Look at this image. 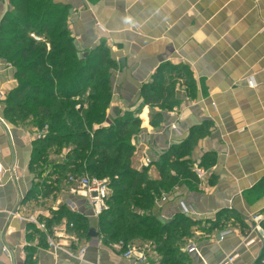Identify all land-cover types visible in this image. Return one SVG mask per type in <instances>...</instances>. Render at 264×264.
<instances>
[{"label":"crops","instance_id":"crops-1","mask_svg":"<svg viewBox=\"0 0 264 264\" xmlns=\"http://www.w3.org/2000/svg\"><path fill=\"white\" fill-rule=\"evenodd\" d=\"M52 2L65 9L80 56L104 46L117 64L108 123L140 110L143 87L153 83L163 65L167 72H172L170 65L182 72L181 76L169 74L164 84L168 89L175 79L172 93L177 113L163 115L176 129L164 126L155 132L148 115L143 125L148 126L151 140L142 143L141 152L153 161L167 148L193 141L191 159L210 158L206 188L188 194L182 202L170 200L156 214L170 221L182 213L183 203L191 211L206 214L207 219L215 220L222 210L239 218L220 229H210L206 241L197 245L201 257L186 253L182 264H226L232 256L237 258L230 264H264V244L256 240L250 244L257 234L248 220L264 217V0ZM5 9V0H0V24ZM3 60L0 58V92L6 98L18 80L16 68ZM189 75L191 86L186 79ZM154 108L159 111L160 107ZM143 111L149 113L150 107ZM36 133L33 125L11 122L4 101L0 103V165L4 167L0 264H80L77 256L85 245L81 264H153L150 256L145 262L125 258L101 237H91L89 229L97 231L99 219L87 216L90 205L80 193H72L68 187L53 194L42 192L38 172L31 166ZM11 211L17 215L10 216ZM39 224H47V231ZM261 225L264 230V221ZM225 231L233 233L221 240ZM51 242L62 250L55 253Z\"/></svg>","mask_w":264,"mask_h":264},{"label":"trees","instance_id":"trees-1","mask_svg":"<svg viewBox=\"0 0 264 264\" xmlns=\"http://www.w3.org/2000/svg\"><path fill=\"white\" fill-rule=\"evenodd\" d=\"M32 35L40 37L41 42L31 38ZM0 58L15 66L18 80V86L4 100L6 117L16 122L13 119L37 113L32 120L37 131L43 125L48 126L47 133L34 142L31 161L32 169L41 171H38V184L42 192L53 194L63 188L71 189L75 186L70 178L79 179L86 173L99 179L108 178L111 189L108 210L101 216L97 230L104 243L123 254L136 247L146 258L153 251L162 258L160 264H182L188 253L182 242L189 227L208 222L211 229H220L230 220L235 223L239 219L226 210L218 212L215 220H201L182 212L170 221H163L157 214H148L157 190L162 186L164 189L167 182L179 179V185L184 186L196 179L194 172L186 173L179 166L186 162H180V157L188 153L192 142L188 140L180 146H172V151L152 161L158 165L163 182L151 181L147 169L137 167L133 159L138 151L132 145V127L140 124L135 116L140 110L126 112L108 123V114L103 112L113 94L110 68L116 63L104 46L79 55L62 6L52 0H10L8 12L0 24ZM169 67L172 72H167L163 65L154 75L153 83L143 87L146 105L163 106L162 101L169 93L171 95L172 89L164 86L167 76L173 73L181 76L182 72L176 71V66ZM186 79L191 86L190 75ZM82 98L86 101H81ZM42 102L46 105L40 104ZM171 152L177 157L172 159ZM206 159L204 156L200 162H195L190 156L188 158L190 163L200 166L210 164ZM164 167L170 168L168 176ZM141 177H144L142 182L139 181ZM124 180L131 182L126 184ZM129 189L135 192L130 193ZM64 209L65 206L60 208ZM67 217H71L70 213ZM69 226L74 228L75 224L70 222ZM134 240L154 241L159 246H135Z\"/></svg>","mask_w":264,"mask_h":264},{"label":"rangeland","instance_id":"rangeland-1","mask_svg":"<svg viewBox=\"0 0 264 264\" xmlns=\"http://www.w3.org/2000/svg\"><path fill=\"white\" fill-rule=\"evenodd\" d=\"M31 38H34V37L31 36ZM34 39L36 40V37ZM37 42H41V41H37ZM5 63L10 64L8 62H5ZM11 66L15 67L14 65H12V63H11ZM116 69H117V64L113 65L110 68V72L114 73V71ZM171 81L169 82V84L167 86L169 89H172V85L174 86L175 79H173ZM110 82H111V86L113 88V80L111 79ZM88 95H89V93H87V96ZM168 96L169 97L167 99L162 101L163 106H160L159 111H156L155 108L152 107L151 105L144 104V100L142 98H140L142 100L141 101L142 102L141 103L142 107L140 108V112L135 115V116L138 117V119L140 121V124L139 125H135L134 127H132L133 128V131H132L133 132L132 145L135 147V151L139 152L137 156L133 157V159L135 161L134 163H137V165H138L137 167L138 168L147 169V172H146L147 177L151 181H154V182H157V183L163 182V180L161 179L162 175L160 176V171H159L158 165H156V164L151 162L148 167H145V156L142 155V152H141V151H143L142 148H141L142 143L148 142V141L151 140V138H148V136H147V134H148L147 133L148 126L147 125L144 126L143 122H144V118L146 119L148 117V115H149V125L151 126L152 130H155V132L156 131L158 132L159 131L158 129H163L164 126L165 127L167 126L169 128H172L174 126L173 123H168L167 124L165 122V120H164V115H163L164 112H168L169 114H171L173 116L176 115V113H177L176 109H174L171 106L174 103L173 93H171V95L169 93ZM83 100L85 102L86 98H84V99L82 98L81 99V101H83ZM40 104L46 105L45 102H42ZM86 104H87V102H86ZM86 104L84 105L85 106L84 108L87 110L88 107L86 106ZM113 104H114V96L112 94V96H110V98L108 99V101L105 104V110L103 109L104 110L103 113L108 114L107 120L110 117V109H111ZM145 106H149L150 107V112L149 113L144 114L143 107H145ZM100 112H101V110H100ZM170 112H172V113H170ZM36 114L37 113H34L33 115L28 116V118H24V117H20L19 118V117H17L18 120L16 118L13 119V120L16 121V122H14L16 124H21V125L25 124V125H33L34 126L35 124L32 123V120L36 119ZM91 123H93V121ZM87 124H88V122H87ZM87 127H88V125H87ZM47 129H48V126L47 125H43V126H41V129H39L37 132L46 134L47 133ZM191 142L192 143L190 144V148L188 150V153L185 154V156L180 157L181 158L180 162H183V161H186V162H183V164H180L179 166H180V168L185 169L186 173L194 172L196 174L195 175L196 179H194V180H192V179L189 180L188 179L189 181H188L187 184H185L183 186V189H180V185H179L180 181H179V179H177L178 180L177 182H173V181L167 182L166 183L167 186H165L164 189H163V186H162V188L160 187L161 189L157 190V194L155 195L156 199L153 201L152 207L150 208V211H148L149 212L148 214H152L153 215V214H156L157 212H160V210H162L167 205V203L170 200H174L176 198L179 201L181 200V202H182V201H184L185 198H187L188 194H190L192 192L199 191L201 188H203V189L206 188L205 180H206V174H207V171H208L207 170L208 166H206V165L205 166H200V165H195L193 163H190L191 161H189L188 158H189L190 154L192 153V151L194 150L193 141H191ZM171 149L172 148L169 147L166 150H164L162 153L167 152L169 150L172 151ZM171 154H173V156L171 157L172 159L177 157L175 155V152H171ZM52 157H54V156H52ZM158 157H157L156 160H158ZM209 159L210 158H207L206 160H209ZM41 168L43 169V167H41ZM169 169H170L169 167H164V169H163L164 172L167 173V174H165V173L164 174L167 175V176H168V170ZM36 171L38 172L40 170L39 169L37 170V168H36ZM83 177L95 178V177H92V175L89 174V173L84 174ZM141 178H142V180L139 179L140 182H142L144 180V177H141ZM105 180L108 181V178L105 179ZM123 182H125L126 184H130L131 180H124ZM172 184H174V185L172 186ZM156 185H160V184H156ZM133 191L135 192V190L129 189L130 193H132ZM150 193H152V191H150ZM127 199L129 201H132L131 197H129V196L127 197ZM132 203L133 202H131L129 205H131ZM128 209L130 210L131 208L128 207ZM190 212H192L191 214H193V215H191V217L194 216L195 218H199V219H202V220H206L207 219V215L206 214H198L194 210L191 211V209H190ZM186 215L190 216L189 214H186ZM100 218H99V222H100ZM210 229H211V225L208 224V222H200V223L194 224L193 227H189V231L185 235V237H184L185 239H183L182 244H185L188 247L190 245H196L197 246L198 243H200V244L204 243L206 241L207 232H210ZM134 245L135 246L150 245L151 247H155V246L158 247L159 246V244L156 245V243L154 241L153 242H148V241H138V240H134ZM150 260H152V262H154L153 264H160L162 258L152 251L150 253Z\"/></svg>","mask_w":264,"mask_h":264},{"label":"built area","instance_id":"built-area-1","mask_svg":"<svg viewBox=\"0 0 264 264\" xmlns=\"http://www.w3.org/2000/svg\"><path fill=\"white\" fill-rule=\"evenodd\" d=\"M34 38L36 37L37 41H41V38L32 35ZM250 85H254V82H251ZM5 100V94L3 92H0V103ZM79 108V107H78ZM174 129H176V125L173 126ZM44 135V133H36V138H41ZM152 160L147 157L145 158V167H148ZM4 172V167L0 165V179L2 178ZM70 183L74 185L75 187H72L70 190L72 193H80V195L83 198H86L89 202L90 208L89 213L87 216L92 217L94 219H99L104 212L108 210V199L111 195V189L109 187V182L105 179H99V178H90V177H81L79 179H75L74 177L70 178ZM75 183V184H74ZM181 209L184 214H189L190 216L193 215L190 212V209L183 203H181ZM4 211L0 208V216L2 215ZM10 216H16L17 213L9 212ZM194 217V216H193ZM250 223L252 224L253 232L257 234L256 238L250 241V244H253L256 241L264 244V230L261 225V223L264 221V217L262 215H258L255 217H251L248 219ZM40 228L44 231H47V227L45 224H39ZM73 227V226H72ZM232 231H225L221 235V240H223L227 235L232 234ZM50 247L54 252H59L62 250V248L55 244L54 242L50 243ZM87 250V246H83L79 252V255L77 256V259L80 261H83L85 252ZM3 252L6 253V255H9L10 257V251L8 248L4 247ZM187 252L192 254H197L201 257V251L196 245H190L187 247ZM125 258H133L140 262H145L147 258L145 257V254L140 251L136 247L129 248L124 253ZM237 256L228 257L226 260V264L233 263L236 260Z\"/></svg>","mask_w":264,"mask_h":264},{"label":"water","instance_id":"water-1","mask_svg":"<svg viewBox=\"0 0 264 264\" xmlns=\"http://www.w3.org/2000/svg\"><path fill=\"white\" fill-rule=\"evenodd\" d=\"M5 8H6V9H5L6 11H5V14H4L2 20L4 19L6 13L8 12V0H5ZM122 62H123V61H122ZM90 236L93 237V238H98V233H97V231H96L95 228H92V229H91V231H90Z\"/></svg>","mask_w":264,"mask_h":264}]
</instances>
